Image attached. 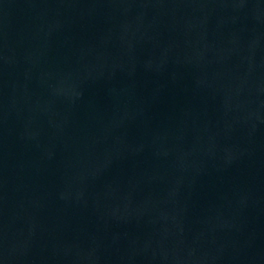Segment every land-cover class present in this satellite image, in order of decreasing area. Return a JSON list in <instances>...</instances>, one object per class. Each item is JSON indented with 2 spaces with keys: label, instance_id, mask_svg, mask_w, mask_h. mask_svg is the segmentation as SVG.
I'll use <instances>...</instances> for the list:
<instances>
[{
  "label": "water",
  "instance_id": "water-1",
  "mask_svg": "<svg viewBox=\"0 0 264 264\" xmlns=\"http://www.w3.org/2000/svg\"><path fill=\"white\" fill-rule=\"evenodd\" d=\"M264 149V0H0V264H240Z\"/></svg>",
  "mask_w": 264,
  "mask_h": 264
}]
</instances>
